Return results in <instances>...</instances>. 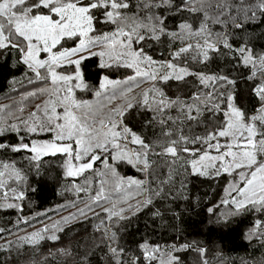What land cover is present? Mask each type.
I'll return each instance as SVG.
<instances>
[{"label":"snow or ice","instance_id":"obj_1","mask_svg":"<svg viewBox=\"0 0 264 264\" xmlns=\"http://www.w3.org/2000/svg\"><path fill=\"white\" fill-rule=\"evenodd\" d=\"M261 39L264 0H0V264H212L175 225L122 242L198 180L222 189L212 223L258 214L243 239L264 246ZM42 179L65 203L24 215Z\"/></svg>","mask_w":264,"mask_h":264},{"label":"trees","instance_id":"obj_2","mask_svg":"<svg viewBox=\"0 0 264 264\" xmlns=\"http://www.w3.org/2000/svg\"><path fill=\"white\" fill-rule=\"evenodd\" d=\"M257 46L264 45V39L256 42ZM9 91L6 80L0 76V97ZM7 100L0 99V103H7ZM127 175H135L130 168L124 169ZM41 189L36 196L32 197L35 203L31 207H25L24 215H33L35 212H43L47 209L55 208L57 205L65 203V197L57 194L59 188L55 182H46L43 179L40 181ZM68 199H71V194H67ZM189 201H176L167 207L171 211L166 212L165 218H152L146 214L140 215L133 222V227L128 230L123 241L125 246L134 250L137 244L144 238H148L151 242L164 244L171 243L173 238L178 234L176 228L179 229L182 239L198 240L206 244L213 251L210 253L212 264H216L214 252L217 246H222L224 264H241V260H248L249 264H259L264 259V246L258 241L248 242L243 239V233L251 227L254 218L258 214L245 213L240 217L233 218L226 226H216L212 223L214 217L208 213V207L218 203L222 197V189L215 182L196 181L189 185L188 188ZM178 205V207H177ZM75 209H69L74 211ZM165 210V206H161V211ZM224 211V208L218 210ZM173 213L175 218H173ZM66 211H61L59 215H66ZM52 219H58L59 215L55 212H49ZM17 219L15 210H7L0 212V226L13 227ZM45 223L48 221L45 217H38ZM155 220V222H153ZM36 227V224L33 221ZM147 225V227H146ZM175 225L176 228L172 227ZM77 227H80L77 225ZM31 230V229H29ZM11 238V237H9ZM50 242H43L41 248H47ZM188 255V264H192L193 256Z\"/></svg>","mask_w":264,"mask_h":264}]
</instances>
